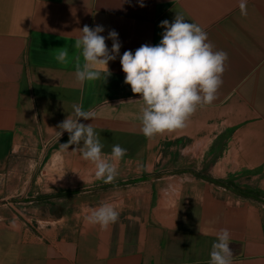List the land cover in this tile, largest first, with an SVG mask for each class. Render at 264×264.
<instances>
[{
	"label": "crops",
	"instance_id": "1",
	"mask_svg": "<svg viewBox=\"0 0 264 264\" xmlns=\"http://www.w3.org/2000/svg\"><path fill=\"white\" fill-rule=\"evenodd\" d=\"M239 2L0 0V177L30 143L33 162L50 156L49 172L32 171L25 190L81 199L44 231L0 214V264H209L223 228L233 264H264V0H247V15ZM176 13L201 26L228 61L212 104L184 129L148 139L120 56L158 44L160 23ZM85 25L118 33L106 80H76L84 59L73 45ZM63 49L67 63L56 59ZM73 104L95 113L79 122L93 125L105 155L116 144L127 150L111 183L96 178L76 145L61 146L69 136L58 126L74 117ZM102 203L120 213L107 228L85 219Z\"/></svg>",
	"mask_w": 264,
	"mask_h": 264
},
{
	"label": "clouds",
	"instance_id": "2",
	"mask_svg": "<svg viewBox=\"0 0 264 264\" xmlns=\"http://www.w3.org/2000/svg\"><path fill=\"white\" fill-rule=\"evenodd\" d=\"M239 8L242 15H247V0H240ZM160 27L164 31L158 44H143L134 53L127 50L120 56L124 83L130 85L133 94L140 96V99L128 102H140L141 131L148 139L184 129L198 107L212 104L223 83L222 75L228 61V54L215 49L201 26L187 22L179 13L171 23L162 21ZM103 31L101 25L94 28L85 25L80 29L81 35L73 45L81 50L84 59L82 66L76 65L78 82L95 81L102 75L106 80L111 75L108 64L119 55L121 44L115 30L109 31L107 37L101 35ZM106 39L112 40L111 49ZM56 59L67 63V49L60 50ZM72 107L74 117L68 116L58 126L61 129L59 136L63 132L69 136L67 143L61 144L62 148L76 145L82 159L94 165L96 178L105 183L113 182L118 175L116 162L126 155L127 150L116 144L111 153L105 155L93 125L79 122L81 118L92 120L95 113L84 111L77 104ZM119 215L112 204L102 203L85 219L90 225L107 228L118 220ZM230 240V230L220 229L217 241L212 245L209 264H233Z\"/></svg>",
	"mask_w": 264,
	"mask_h": 264
},
{
	"label": "rangeland",
	"instance_id": "3",
	"mask_svg": "<svg viewBox=\"0 0 264 264\" xmlns=\"http://www.w3.org/2000/svg\"><path fill=\"white\" fill-rule=\"evenodd\" d=\"M35 152V147L30 143L19 146L11 158L6 175L0 177V214L20 220L34 230L44 231L49 227V221L72 215L71 201L78 200L76 204H79L81 199L60 193L40 196L35 194L32 185L31 190H25L32 171L37 174L49 172L48 153H44L41 161L36 163L33 162ZM58 160L53 161L57 164L54 166L61 168Z\"/></svg>",
	"mask_w": 264,
	"mask_h": 264
}]
</instances>
